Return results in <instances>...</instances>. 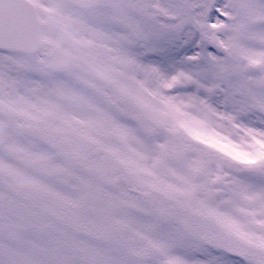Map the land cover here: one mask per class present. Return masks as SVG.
<instances>
[{
    "label": "snow or ice",
    "instance_id": "obj_1",
    "mask_svg": "<svg viewBox=\"0 0 264 264\" xmlns=\"http://www.w3.org/2000/svg\"><path fill=\"white\" fill-rule=\"evenodd\" d=\"M0 264H264V0H0Z\"/></svg>",
    "mask_w": 264,
    "mask_h": 264
}]
</instances>
